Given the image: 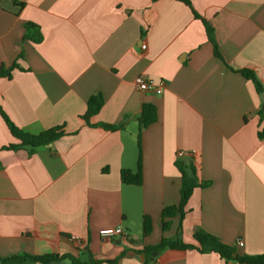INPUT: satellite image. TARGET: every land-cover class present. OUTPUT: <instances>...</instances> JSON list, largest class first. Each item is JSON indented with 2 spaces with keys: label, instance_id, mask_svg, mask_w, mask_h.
<instances>
[{
  "label": "crops",
  "instance_id": "1",
  "mask_svg": "<svg viewBox=\"0 0 264 264\" xmlns=\"http://www.w3.org/2000/svg\"><path fill=\"white\" fill-rule=\"evenodd\" d=\"M189 1L0 0V66L18 65L0 77V112L31 134L64 130L31 153L3 149L19 140L0 114V257L86 247L95 259H114L178 231L193 242L197 228L238 253L264 252L261 93L238 71L252 70L264 93V0ZM192 10L212 27L222 59ZM29 22L42 35L37 43L23 39ZM138 75L162 85L140 90ZM96 93L103 105L89 122L116 129L81 118ZM144 103L156 119L138 142ZM178 150L193 152L197 177L209 185L193 190L180 228L174 216L163 231L162 208L179 201ZM138 158L142 183H122L120 169L135 171ZM116 226L126 236H100ZM117 264L143 262L130 251ZM149 264L225 262L215 252L166 248Z\"/></svg>",
  "mask_w": 264,
  "mask_h": 264
},
{
  "label": "trees",
  "instance_id": "2",
  "mask_svg": "<svg viewBox=\"0 0 264 264\" xmlns=\"http://www.w3.org/2000/svg\"><path fill=\"white\" fill-rule=\"evenodd\" d=\"M186 5L191 7L189 0H181ZM193 11V10H192ZM195 17L200 18L207 34V38L213 44V50L217 57L222 59L218 52L217 45L213 37V29L210 24L203 18H201L196 12L193 11ZM23 39L30 40L37 43L42 39V35L39 28L34 23H26ZM21 54L19 55V57ZM17 62L13 61L9 66H0V77H10L14 68H17ZM244 78L250 80L254 86L255 91L260 94L263 93V87L255 73L247 68L238 69ZM103 105V97L99 94H92L89 96L86 102V110L81 115V118L90 126H100L105 129L114 130L118 127L117 124L98 123L91 124L89 118L95 115L101 106ZM3 120L5 121L11 134L19 140V143H10L2 146L3 149H15L19 146H28L29 153L33 152V149L37 146L45 145L53 140L57 139L64 134L62 126L50 127L46 130L40 131L36 134H31L17 128L11 120L3 113L0 112ZM259 114L264 119V110L260 109ZM156 119L155 107L150 103L142 104L140 114L138 116V133L137 141L140 142V135L143 128ZM258 137H264V125L257 132ZM174 166L180 175V188H179V201L177 204H171L165 206L161 210V228L166 231L170 227V220L174 216L179 217L178 228H180V222L185 216L186 204L191 196L193 190L197 187H206L209 185L207 180H199L196 174V164L193 157H177L174 161ZM119 177L122 183L140 185L142 183V170L140 158L137 160L135 171L130 169H120ZM151 231V219L149 216H143L142 233L144 236ZM31 234V232H27ZM193 242H184L180 236L179 231L175 238L162 237L158 244L151 246H144L142 249H125L114 259H95L85 248H79L78 254L73 255L71 253H43V254H29L21 253L17 255H11L6 257H0V264H100L102 262L108 264H117L120 258L125 256L128 252H133L138 255L143 264H149L153 259V255L160 253L162 250L169 249H196L200 253L215 252L219 257L227 264L228 262L236 264H264V252L247 254L238 253L234 245H230L222 242L219 237L205 231L202 228H197L192 234ZM132 242V239H129ZM80 252L84 253V257H81Z\"/></svg>",
  "mask_w": 264,
  "mask_h": 264
},
{
  "label": "built area",
  "instance_id": "3",
  "mask_svg": "<svg viewBox=\"0 0 264 264\" xmlns=\"http://www.w3.org/2000/svg\"><path fill=\"white\" fill-rule=\"evenodd\" d=\"M141 47L145 48V45L142 44ZM134 83L137 88H139L140 90H144V91L156 90L157 88H160L162 85L161 82L155 83L153 81L143 78L140 75L134 78ZM176 156L177 157H193V152L178 150L176 153ZM99 234L104 239H111L114 237L126 236V232L121 226L102 229ZM241 243H242V240L238 239L237 244H241Z\"/></svg>",
  "mask_w": 264,
  "mask_h": 264
},
{
  "label": "water",
  "instance_id": "4",
  "mask_svg": "<svg viewBox=\"0 0 264 264\" xmlns=\"http://www.w3.org/2000/svg\"><path fill=\"white\" fill-rule=\"evenodd\" d=\"M260 101H261V107L264 110V93H261L259 95ZM119 242V241H118Z\"/></svg>",
  "mask_w": 264,
  "mask_h": 264
}]
</instances>
